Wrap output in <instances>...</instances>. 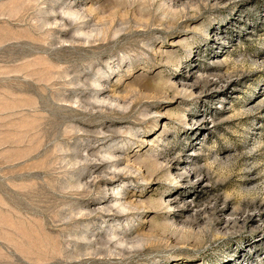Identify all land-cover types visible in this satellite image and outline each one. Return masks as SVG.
<instances>
[{"label": "rangeland", "instance_id": "obj_1", "mask_svg": "<svg viewBox=\"0 0 264 264\" xmlns=\"http://www.w3.org/2000/svg\"><path fill=\"white\" fill-rule=\"evenodd\" d=\"M0 264H264V0H0Z\"/></svg>", "mask_w": 264, "mask_h": 264}]
</instances>
